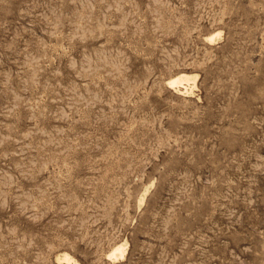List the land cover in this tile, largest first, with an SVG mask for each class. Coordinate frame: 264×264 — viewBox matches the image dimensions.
Masks as SVG:
<instances>
[{
    "label": "rangeland",
    "instance_id": "1",
    "mask_svg": "<svg viewBox=\"0 0 264 264\" xmlns=\"http://www.w3.org/2000/svg\"><path fill=\"white\" fill-rule=\"evenodd\" d=\"M67 253L264 264V0H0V264Z\"/></svg>",
    "mask_w": 264,
    "mask_h": 264
},
{
    "label": "bare ground",
    "instance_id": "2",
    "mask_svg": "<svg viewBox=\"0 0 264 264\" xmlns=\"http://www.w3.org/2000/svg\"><path fill=\"white\" fill-rule=\"evenodd\" d=\"M217 35H220V31H217L216 34H212V35H209L208 36V39L210 41H213L215 40L216 36ZM197 75L195 74H192V73H180L178 75H175V77H172L170 80H169V83L171 85H175L176 83L178 84H184V83H187V85H190V87L188 86H184L186 88V91L190 90L191 87H193L195 85V79H196ZM190 80H193V86H191V84L189 83ZM126 243H117L113 246V248L110 250V253H109V257H112V258H117L118 256H124L126 250H127V246H125ZM64 259L66 262H70V263H73V264H78V262L71 256L69 255L68 253L63 255Z\"/></svg>",
    "mask_w": 264,
    "mask_h": 264
}]
</instances>
